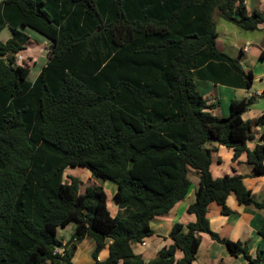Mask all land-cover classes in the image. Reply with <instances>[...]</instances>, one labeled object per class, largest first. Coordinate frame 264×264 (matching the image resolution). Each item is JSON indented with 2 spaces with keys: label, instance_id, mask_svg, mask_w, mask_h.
Here are the masks:
<instances>
[{
  "label": "trees",
  "instance_id": "obj_1",
  "mask_svg": "<svg viewBox=\"0 0 264 264\" xmlns=\"http://www.w3.org/2000/svg\"><path fill=\"white\" fill-rule=\"evenodd\" d=\"M215 15L246 32L264 20L244 0L0 2V33L12 34L0 41V264H74L87 238L95 244L93 264H192L202 233L231 256L264 263L213 232L207 218L212 204L231 213V193L264 213L243 176L211 172L216 144L235 158L245 152L253 175H264V144L246 147L264 113L253 124L242 119L254 98L231 100L228 116L217 117L197 89L196 81L243 90L253 83L250 70L217 48ZM21 28L48 41V61L33 82L30 68L16 64L29 41ZM68 168L115 183L117 213L94 182L82 192L75 177L64 184ZM190 171L198 175L187 209L195 221L175 223L172 244L145 263L131 246L154 234L151 220L187 197ZM70 223L74 232L63 243L57 230ZM258 234L264 238V223Z\"/></svg>",
  "mask_w": 264,
  "mask_h": 264
},
{
  "label": "crops",
  "instance_id": "obj_2",
  "mask_svg": "<svg viewBox=\"0 0 264 264\" xmlns=\"http://www.w3.org/2000/svg\"><path fill=\"white\" fill-rule=\"evenodd\" d=\"M244 4L249 14H251L253 11H258L262 13L264 19V0H244ZM5 29L8 30V28ZM27 29L29 28H21L20 30L23 31L25 34H27ZM250 32H257L262 35L261 46L256 45L254 47L256 49V54L259 62L257 67L259 68L260 72L258 74L255 73L256 65H254L253 68H248L246 65L242 68L245 71L250 70L253 75V83L250 90H243L239 88L223 86L220 84L217 85L209 81H196V84L198 85L199 82L202 83L204 92H200V93L203 96V98L207 100L209 104H214V108L210 109L209 112L217 117L228 116L229 104L231 100H240L243 98L253 97L254 98L253 104L250 106L249 110H247L242 115V119L244 121H250L253 124V122L262 113H264V20L263 22L258 24L256 30ZM42 38L44 39V45L48 44V41L44 37ZM7 40H5L4 42H6ZM254 41L258 43V39H255ZM216 44L218 48V41H216ZM219 50L222 51L221 49ZM249 52L250 51L248 48L240 47L239 56L234 59H238L239 64L241 65L242 58L246 56V54ZM47 61H48V55L47 58L45 59V65ZM256 82L258 83V89L256 90V92H253ZM219 91H223L228 95V98H226L227 106L225 108L221 107L219 100L217 98V95H219L220 93ZM251 134H252V139L249 140L246 144V147L249 150H253L257 145L264 144V140L261 139V135L264 134V126L256 127L252 125ZM211 148L213 149L212 150L213 152L211 154L212 155L211 172L213 177L220 178L225 175H233V174L241 175L243 176V183L245 187L248 190H250L252 197L257 201H264V175L263 176L253 175L252 168L247 163L246 154L242 153L240 156L235 158L234 151L231 148L218 146L216 144L211 145ZM190 172H192L191 175L192 177H194L195 184L194 186L191 187V190L188 193L187 197L184 200L176 203L168 213L157 216L153 220H151L150 226L154 234L149 238L144 239L141 244H133L131 246L133 253L135 255H140L145 263L153 259L160 249L172 244V241L169 238H167V236L172 226L175 223L187 225L188 223L195 221V216L189 214L187 212V209L189 205L194 201V193L198 182V175L193 171ZM107 204H108V198H107ZM226 205L231 210V213L229 215H222L220 213V208L216 205L212 204L209 207V210L207 212V218L209 219L211 230L219 234L222 238L231 241H240L246 247L247 252L252 257V259L258 258L261 261H263L264 238H262L258 234V230L261 227V225L264 223V213L240 205L237 202L236 197L233 193H231L228 196L226 200ZM116 213H117V207H114V209L110 211V214L114 216ZM68 226H66L65 228H68ZM65 228H60L57 230V237L59 234L58 232L60 230L62 232ZM69 228L70 229L68 234L72 236L75 229V225H72V227ZM70 237L66 238L64 236H61L58 238H60L59 240L65 243L70 239ZM198 239L200 245L196 254L195 261L192 264H248L245 261V259L241 256L239 257L231 256V254L225 248V246L211 240L207 234H203V233L198 234ZM84 240H90V241L88 248H86L82 252L80 248L81 245L84 243ZM84 240L77 245L76 252L72 260L74 264H76L75 258L79 256L88 257L91 259V253L95 248V244L91 239L87 238ZM109 244H110V240L107 241L105 248L99 253L98 260L100 262L104 261L107 258ZM181 256H182L181 252L177 251L175 254V259L178 260L181 258ZM86 261L84 260L83 263H85ZM93 263L94 262L91 259V261L88 262L87 264H93ZM258 264H264V263L260 262Z\"/></svg>",
  "mask_w": 264,
  "mask_h": 264
},
{
  "label": "rangeland",
  "instance_id": "obj_3",
  "mask_svg": "<svg viewBox=\"0 0 264 264\" xmlns=\"http://www.w3.org/2000/svg\"><path fill=\"white\" fill-rule=\"evenodd\" d=\"M214 20L216 22V31L218 34V48L221 49L225 54H227L231 58H237L239 56V48L240 47H246L249 49V53L246 54L242 58L241 67L243 68L245 65L248 68L255 67V73H259L260 70L257 67L258 65V58L256 54V49L254 48L256 45L261 46L262 42V35L257 32H246L238 29L235 25L228 23L224 21L223 19L219 18L217 15L214 16ZM27 34L30 38L28 43L26 44L23 51H21L19 54L16 55V64L17 65H27L30 68V73L28 75V80L30 82H33L36 77L38 76L41 68L45 65V59L48 55V44L44 45V39L41 35L38 33L27 29ZM11 37V33L9 30L5 29L0 33V41L4 42L8 38ZM258 39V43H256L254 40ZM248 42V43H247ZM45 46V47H44ZM260 48V47H258ZM18 56L21 57V59H18ZM197 89L199 92H204V88L202 83H198ZM258 89V83H255V87L253 89V92H256ZM219 95H217V98L219 100V103L222 108H225L226 105V98H228V95L223 92L219 91ZM214 108V107H213ZM212 108V109H213ZM214 116V115H213ZM247 120V119H246ZM245 153V152H244ZM246 154V153H245ZM247 159V156H246ZM194 172V171H193ZM192 172L189 174V180L191 182L189 192L191 190V187L194 186V177H192ZM71 177H75L78 179L80 184V192L84 190V187L89 183H95V185L101 186L108 198V208L109 210H113L114 207H117L116 202L113 200V195L116 191V185L110 180H106L104 182L97 180L93 178L90 173L84 169V168H68L65 170L63 174L62 181L64 184H68ZM69 225V226H68ZM68 228H65L62 232L61 230L58 232V237L64 236L66 238H69L71 235H69V227H72L74 223L68 224ZM60 239V238H58ZM90 240H84V243L81 245L80 250H85L89 246ZM84 258V259H83ZM84 260H88L85 263L91 261L88 257H77L75 258L76 264H85L83 263ZM78 262V263H77Z\"/></svg>",
  "mask_w": 264,
  "mask_h": 264
},
{
  "label": "built area",
  "instance_id": "obj_4",
  "mask_svg": "<svg viewBox=\"0 0 264 264\" xmlns=\"http://www.w3.org/2000/svg\"><path fill=\"white\" fill-rule=\"evenodd\" d=\"M1 1H3V0H0V2H1ZM18 59L20 60V59H21V57H20V56H18ZM16 61H17V59H16Z\"/></svg>",
  "mask_w": 264,
  "mask_h": 264
}]
</instances>
